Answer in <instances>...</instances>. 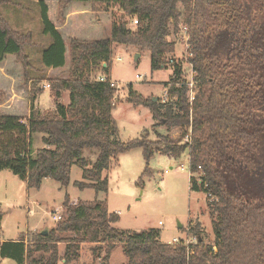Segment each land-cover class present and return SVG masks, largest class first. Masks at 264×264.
<instances>
[{
  "label": "trees",
  "instance_id": "1",
  "mask_svg": "<svg viewBox=\"0 0 264 264\" xmlns=\"http://www.w3.org/2000/svg\"><path fill=\"white\" fill-rule=\"evenodd\" d=\"M71 1L88 3L94 13L116 5L121 15L113 16L107 38L68 40L67 78L45 80L54 96L67 93L66 105L58 102L52 110L39 111L32 95L27 118L0 115V171L9 169L28 188L38 189L45 178L67 186L70 167L76 164L82 181L73 184L99 192L107 190L103 173L121 153L142 149L146 166L141 184L150 174L154 150L175 158L187 152L189 189L206 195L214 242L204 241L197 222L187 228L197 238L194 246L162 242L155 229L119 231L114 226L118 215L108 212L103 201H70L65 196L61 219L46 236L36 233L26 245L23 238L0 242V257L18 264H68L78 260L83 244H90L98 257L103 254V264L116 247L126 258L123 264H264V202L255 194L256 187L264 188L259 186L264 176V0H59L58 21ZM38 4L43 33L51 37L41 52L42 65L62 67L65 43L43 1ZM132 17L137 19L134 29L128 27ZM184 26L192 81H178L182 72L173 64L165 97L143 98L130 85L127 96L129 103L150 109L155 125L179 128L178 137L163 136L161 148L146 136L119 139L111 113L116 89L109 83L114 45L149 51L151 69H159L172 62L167 57L175 52V39L168 36L177 38ZM31 36L12 29L0 14V61L5 54L14 55L25 80L30 67L25 47L33 44ZM97 68L105 81L94 77ZM33 134H40L42 143L34 151ZM88 147L98 150L90 166L82 157ZM247 169L244 185L249 194L242 180L243 188L231 183V174L244 176ZM61 243L65 247L59 256Z\"/></svg>",
  "mask_w": 264,
  "mask_h": 264
},
{
  "label": "rangeland",
  "instance_id": "2",
  "mask_svg": "<svg viewBox=\"0 0 264 264\" xmlns=\"http://www.w3.org/2000/svg\"><path fill=\"white\" fill-rule=\"evenodd\" d=\"M58 2L59 0L55 5L57 21ZM87 5L88 9H83V12H81L85 16L90 9L88 3ZM52 8L53 6L50 5V15H52ZM64 9L63 16H65ZM0 14L10 27L11 23L8 20L11 18H5L4 16H25L27 21L30 22L33 44L25 47V53L30 64L27 71L30 79V76H34L32 65H35L36 61L38 62V51L49 40V37L45 40L40 34L39 28L43 26L40 7L25 0H0ZM120 15L121 11L114 5L109 11L92 12L90 16H95L93 20L99 21V18H97L99 16ZM37 16H39V20L36 18ZM102 22H104L105 28L109 27V22L107 23L104 20ZM91 31L86 32L91 33ZM102 35L106 37L109 34L104 30ZM168 38L171 40L175 39L176 43L175 52L167 57L168 61L172 59V62H168L165 67L154 70L150 67L149 51H137L131 46L114 45L109 76L114 84L116 93L114 95L115 106L111 113L118 127V138L121 140L126 141L146 136L147 140L154 143L153 147L161 148L163 136L175 139L180 133L179 128L168 130L162 125H155L152 113L148 107L134 105L127 101L130 90L129 85L136 95L143 98H163L169 80L173 76V64L178 65L182 72L178 81L183 78L188 82L192 81L193 74L191 66L187 62L184 42L180 41L178 37L174 38L172 34ZM28 46L33 47L31 53L27 52ZM136 54H139L137 58H135ZM116 57L119 59H115ZM13 64H19L20 71L13 69ZM5 70H7V73H5L4 82L10 81V78L14 79L9 85L15 90H21V95L24 92L30 98V96L38 93V88H46L43 87V84H46L47 81L43 83L39 80L30 82L29 79H24L22 65L15 60L14 55L13 59L7 58L5 61L0 62V73ZM65 71L62 68L60 72H51L50 75H62ZM94 72L96 79L102 75L101 70L98 68ZM28 86L30 90L26 93ZM47 89L50 91V88ZM4 94L5 90L0 88V102L3 101ZM44 96L48 97L47 90L44 92ZM63 96L65 95L63 94ZM3 106L5 105H0V111ZM39 136L40 134L32 135V151L41 147L42 143ZM97 153L98 150L92 147L85 148L82 151V157L88 166L94 162ZM180 164L184 165L182 170L177 168ZM145 166L146 161L141 148H134L121 153L118 155L116 163L112 164L103 173L108 179L107 190L99 192H95L89 187L80 189L73 184L75 181H82L81 168L76 164H72L70 167L68 173L69 184L67 186L61 185L54 179L45 178L38 189L28 188L26 183L9 169L1 170V238L10 240L20 237L27 239L29 243L31 238L42 229L53 228L57 221L53 220L52 212L62 213L61 204L64 197L67 196L73 201H103L108 212L118 213V220L114 223V226L119 231L133 233L155 229L159 232V239L167 242L173 237L187 238L192 235L187 232V228L190 224L193 225L197 222L201 226L204 241L207 244H213L214 231L207 207L208 200L206 195L202 191L189 189L188 153L184 152L180 157L175 158L154 150L152 157L148 161L150 174L142 177V183L139 184L138 180ZM248 169L244 176L231 174L232 187H244L248 191L246 194L250 193L247 183L244 185V181L249 175ZM165 170L168 172H165ZM194 175L197 176L196 173ZM241 180L243 187L240 185ZM259 186L264 187V176L259 180ZM255 194L260 201L264 202V188L256 187ZM178 224L183 227L178 228ZM61 235L65 236L67 234ZM64 247V243L58 245V254H63ZM38 254L42 255L41 253ZM99 254H102V252ZM121 262H125V256L122 254L120 247H116L109 257L108 264ZM0 264L18 263L13 259L0 257ZM58 264L63 263L59 262ZM68 264H103V262L98 258V254L92 252L91 247L84 245L81 258Z\"/></svg>",
  "mask_w": 264,
  "mask_h": 264
},
{
  "label": "crops",
  "instance_id": "3",
  "mask_svg": "<svg viewBox=\"0 0 264 264\" xmlns=\"http://www.w3.org/2000/svg\"><path fill=\"white\" fill-rule=\"evenodd\" d=\"M25 1L29 2L31 4H35L37 6H39V4H38L39 1H43L44 5L47 8V17H48L49 21L53 24L54 28L61 35V37L65 43V48H66L65 64L62 67H57V68H46V67H44L42 65V62H41V52H42V49L45 48L51 42V37L48 34L43 33V26L40 27L39 28L40 34L43 36V38L45 40L47 37H49V40L47 41L46 45L38 51V53H39L38 58H37L38 62L36 61L35 65H32V68H33L32 73L34 74V76L33 77L30 76V79H29L30 82L39 80L40 82L43 83L46 79H49V78H59V79H66L67 78L68 67H69V64H68L69 63L68 40L70 38H77V39H81V40H95V39L107 38L110 35L113 16H109V17L108 16H99V17H97V18H99V21L98 20L94 21L93 19H95V16H90L92 13L90 11V9L88 10L89 12L86 13V16L81 13V12H83V9H86V10L88 9L87 3H81V2H77V1L70 2L66 6V8L64 9V14H65V16H63L64 20L62 22H58L57 16H56V11H55V7H56L55 5H56L58 0H25ZM50 5L53 6L52 15H50ZM4 17L5 18H11V19H9V20L7 19V20L9 23H11L10 25L14 30L20 31L23 33L32 31L30 28V22L27 21L25 16H4ZM110 17H111V19H110ZM36 18L39 20V16H37ZM102 20L106 21L107 23L109 22L108 28H105L104 22H102ZM90 30H92L91 33L86 32V31H90ZM104 30L107 32V34H109L106 37H104L102 35ZM32 49H33V47L28 46L27 52L31 53ZM7 58L13 59V55L12 54H5L2 61H5V59H7ZM2 61H0V62H2ZM12 68L17 70V71H20V69H21L19 64H13ZM62 68L66 70L65 72L62 73V75H58V76L50 75L51 72H56V71L60 72V70ZM5 73H7V70L0 73V88L5 90L4 99L2 102H0V105H5V106L2 107V110L0 111V115H13V116H19V117L27 118L29 115V98L25 95V93L23 91H22L23 95H21L20 94L21 90H15L12 88V86L10 87L9 84L12 81H14V79L10 78V81L7 80L6 82H4ZM4 86L6 87V89H4L5 88ZM45 89L48 92L47 98L44 96V92L46 91ZM29 90L30 89L28 86L26 93H28ZM38 90H39V88H38ZM63 94L65 96H63ZM34 96H35L34 106L39 111L52 110V109H54L55 105L58 102H62L65 105L68 103V97H67L66 92H63L61 94V96L57 97V96H54V94L51 91H48L47 88H44L42 90V92L36 93ZM39 138L41 139V135L39 136ZM69 200L73 201L70 198H69ZM117 215H118V213H117ZM181 227H183V226H181ZM202 236H203V233H202ZM179 238L183 239L185 237H179ZM18 239H20V237L19 238H13L10 240L2 237V238H0V242L16 241ZM203 239H204V236H203ZM23 243L25 245L28 244L27 239L23 238ZM84 245L91 247L90 244H83L81 246V250L79 252V258L78 259L81 258L82 249H83ZM58 255L62 256L63 254L59 253ZM102 255H100V256H102ZM100 256L98 257L99 259H100ZM125 262H126V258H125ZM125 262H121L118 264H123Z\"/></svg>",
  "mask_w": 264,
  "mask_h": 264
},
{
  "label": "built area",
  "instance_id": "4",
  "mask_svg": "<svg viewBox=\"0 0 264 264\" xmlns=\"http://www.w3.org/2000/svg\"><path fill=\"white\" fill-rule=\"evenodd\" d=\"M136 25H137V19L135 17L130 18L129 23H128V27L134 29L136 27ZM178 38H179L180 41L184 42V44H185V50H186V54H187V47H188V43L187 42H188L189 36H188V30H187V28L185 26L182 27L181 32H180ZM115 59H119V58L116 57ZM137 77L138 78H141L140 76H137ZM105 79L106 78L103 75H100V76L97 77V80L98 81H102L103 82V81H105ZM109 83L111 85H114L113 82H112V80H109ZM43 87L49 88V84L48 83L43 84ZM164 97H165V95H164ZM187 139H188V137L186 136L185 140H187ZM177 168L182 170L184 168V165L183 164H180V166H178ZM165 172H168V171L165 170ZM52 218L55 221L60 220L61 219V213L60 212H57V211H53L52 212ZM159 224H161V222H159ZM180 242H182L185 246H189V245L194 246L196 244V242H197V238H196L195 235H189L187 238H184V239H180V238H177V237H173L167 243H169V244H178ZM212 250L213 251H216L214 247H212ZM189 251H190L191 254L194 253L193 248H189Z\"/></svg>",
  "mask_w": 264,
  "mask_h": 264
},
{
  "label": "water",
  "instance_id": "5",
  "mask_svg": "<svg viewBox=\"0 0 264 264\" xmlns=\"http://www.w3.org/2000/svg\"><path fill=\"white\" fill-rule=\"evenodd\" d=\"M139 56V54H136L135 55V58H137ZM105 65V64H104ZM156 99H158V98H154L153 100H156ZM178 228H181V225L180 224H178ZM48 232H49V229L48 228H44V229H42L39 233L41 234V235H43V236H46L47 234H48Z\"/></svg>",
  "mask_w": 264,
  "mask_h": 264
}]
</instances>
